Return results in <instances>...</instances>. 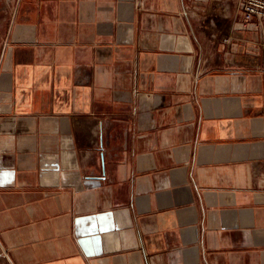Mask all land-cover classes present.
Segmentation results:
<instances>
[{
  "label": "crops",
  "instance_id": "1",
  "mask_svg": "<svg viewBox=\"0 0 264 264\" xmlns=\"http://www.w3.org/2000/svg\"><path fill=\"white\" fill-rule=\"evenodd\" d=\"M0 264H264V21L0 0Z\"/></svg>",
  "mask_w": 264,
  "mask_h": 264
},
{
  "label": "built area",
  "instance_id": "2",
  "mask_svg": "<svg viewBox=\"0 0 264 264\" xmlns=\"http://www.w3.org/2000/svg\"><path fill=\"white\" fill-rule=\"evenodd\" d=\"M243 15L247 22L264 21V0H243Z\"/></svg>",
  "mask_w": 264,
  "mask_h": 264
}]
</instances>
